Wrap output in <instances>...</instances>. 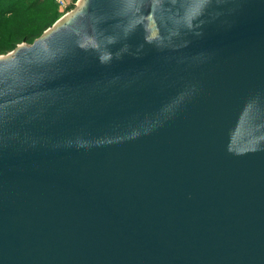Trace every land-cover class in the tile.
I'll return each instance as SVG.
<instances>
[{
    "label": "water",
    "instance_id": "water-1",
    "mask_svg": "<svg viewBox=\"0 0 264 264\" xmlns=\"http://www.w3.org/2000/svg\"><path fill=\"white\" fill-rule=\"evenodd\" d=\"M0 264H264V0H84L0 57Z\"/></svg>",
    "mask_w": 264,
    "mask_h": 264
},
{
    "label": "trees",
    "instance_id": "trees-1",
    "mask_svg": "<svg viewBox=\"0 0 264 264\" xmlns=\"http://www.w3.org/2000/svg\"><path fill=\"white\" fill-rule=\"evenodd\" d=\"M61 15L57 0H0V54L33 43Z\"/></svg>",
    "mask_w": 264,
    "mask_h": 264
},
{
    "label": "rangeland",
    "instance_id": "rangeland-1",
    "mask_svg": "<svg viewBox=\"0 0 264 264\" xmlns=\"http://www.w3.org/2000/svg\"><path fill=\"white\" fill-rule=\"evenodd\" d=\"M64 2L66 4V6H61L60 2L57 1L58 10H59V12H61L62 15L53 24V26H56V25L58 26V25L62 24L63 22L67 21L69 19V17L72 16L75 12H77L84 4V0H64ZM22 44L23 43H20L19 45H22ZM14 50L7 52V53L0 54V57L8 56Z\"/></svg>",
    "mask_w": 264,
    "mask_h": 264
},
{
    "label": "built area",
    "instance_id": "built-area-1",
    "mask_svg": "<svg viewBox=\"0 0 264 264\" xmlns=\"http://www.w3.org/2000/svg\"><path fill=\"white\" fill-rule=\"evenodd\" d=\"M58 2H60L61 6H66L64 0H57Z\"/></svg>",
    "mask_w": 264,
    "mask_h": 264
}]
</instances>
